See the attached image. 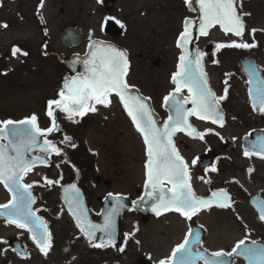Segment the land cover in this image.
Segmentation results:
<instances>
[{"label":"flooded vegetation","instance_id":"af4514ba","mask_svg":"<svg viewBox=\"0 0 264 264\" xmlns=\"http://www.w3.org/2000/svg\"><path fill=\"white\" fill-rule=\"evenodd\" d=\"M11 2L16 3L12 14L18 20L21 19L22 29L14 40L0 45V84H4L0 92V120H21L36 114L40 127L48 128L50 120L46 115L47 101L57 98L64 77L76 74L72 71L73 61L85 58L91 40H100L127 52L131 65L128 82L139 90V94L150 97V105L162 124L168 116L163 106V97L174 87L170 77L176 70L180 53L176 40L183 31L184 21L191 20L193 27L189 52L194 54L199 50L204 53L205 71L217 96L223 95L224 81H228V97L221 102V108L226 115V123L232 119L231 122L243 130L238 137L225 139L216 134V129L221 127L192 117L191 122L198 131H212L203 141L192 139L183 133H178L175 137L179 152L190 166L192 159L199 158L197 164L191 166V183L196 194L207 198L211 196L212 191L226 189L234 201L232 208L220 209L213 206L201 211L192 221H187L177 213H165L158 218L151 211L150 203L133 204V201H139L145 194L146 156L142 138L117 98L113 97L111 108L106 109L98 105V112L88 113L83 118L77 117L80 122L76 124L65 119L64 114L57 113L61 131L50 134L47 139L61 147L64 156H51V166H37L25 179L27 183L38 182L33 188V195L36 197L33 208L40 209L37 214L48 222L49 230L53 234L52 248L48 255L44 256L33 244L29 233L17 229L14 225H8L1 218L0 229L5 232L1 234L0 241H7L0 243L1 260H6V264H14V260L18 264H158L160 259L170 255L176 244L182 242L189 228L193 233H200L201 251L204 248L209 252L230 251L246 233H250V240H256L264 246V222L258 219L254 207L256 201L264 200V159L256 155L247 158L243 154L245 149L250 150L251 145L259 138H264V115L253 111L248 95L250 68H255L264 78V31L255 33L256 48H226L217 51V43L238 41L239 38L225 36L218 26L212 29L207 37L200 36L199 5L196 0H191L190 4H186L185 0H44L42 9H39L41 0ZM49 5L51 6L48 12ZM38 10L43 16V23L38 16ZM240 11L250 13L244 17L246 31L243 39L251 43V30H264V0H242ZM27 14H30L34 26L35 43L22 37ZM106 17H114L125 27L121 28L114 20L104 23ZM7 25L9 29L10 23ZM213 32L218 35L213 36ZM168 33L173 35L171 42L164 41ZM220 35L224 37L223 41L219 39ZM14 46L28 55L22 56L18 53L13 57L11 52ZM138 59L143 63L140 69ZM243 61L245 63L241 67ZM43 62H50L52 67L60 69L59 74L55 76L52 90L45 92L40 98H34L32 108L29 106L27 109H21L20 103L19 109L23 111L20 112L16 108L17 100L3 92L5 84L9 83L12 76L27 79L28 76L36 74L35 80H40L39 73ZM76 68L77 71H83L80 64H77ZM146 68L151 72L147 70L142 77L141 73ZM152 71H155V74ZM121 117L138 138L141 146L140 173L131 168L135 158L138 163V158L133 157L132 152L122 150ZM113 125L118 129L119 137L109 144L103 141L100 151L93 146L88 134L91 130L100 131ZM65 135L71 136L75 148L61 142ZM135 145L133 141V146ZM106 149L112 152L107 155ZM233 153L241 159V164L236 167L230 156ZM56 164L60 167L57 168ZM212 167L218 171L212 172ZM249 168L253 169L251 173L248 172ZM235 169L240 170V178L234 174ZM61 174L62 185L77 184L85 207L89 210V218L94 223H103V214L112 206L111 198L105 199L109 193L126 197V207L116 217L115 247H91L81 236L75 221L68 213L62 189L59 186H41L43 176L59 179ZM0 191L3 198L0 204L7 203L10 199L9 193L3 185H0ZM219 215L224 217L221 220L224 223L215 226L213 230V220ZM133 232L135 235L125 243L124 234ZM96 235V242H101L102 234ZM217 238H222V244L215 246L213 242L217 241ZM120 247H124V252L118 250ZM4 249L6 251H2ZM18 251L26 252L27 258L17 255ZM234 264L248 262L243 257H237Z\"/></svg>","mask_w":264,"mask_h":264},{"label":"snow or ice","instance_id":"6c2138e0","mask_svg":"<svg viewBox=\"0 0 264 264\" xmlns=\"http://www.w3.org/2000/svg\"><path fill=\"white\" fill-rule=\"evenodd\" d=\"M185 3L190 4L191 0H185ZM196 3L199 5L200 36L207 37L210 31L218 26L225 36L239 38L238 41L217 43L215 45L217 51L226 48L248 50L257 47L255 33L264 30L253 28L250 33L253 37L252 42L244 41L246 31L244 17L250 13L240 11L242 0H196ZM43 6L44 0H41L39 9ZM38 16L43 23V16L39 10ZM113 20L121 28L125 27L114 17H106L104 23ZM0 27L7 28L8 25L0 24ZM192 27L193 22L185 20L183 31L176 40V47L180 53L177 57L176 70L170 77L174 87L163 97V106L168 116L162 124L150 105V97L139 94V90L128 82L131 65L127 52L100 40H91L85 58L73 61L72 71L76 74L64 77L57 98L47 101L46 115L50 120L48 128L40 127L36 114L21 120H0V185H3L10 196L7 203L0 204V218H3L8 225H14L17 229L29 233L33 244L44 256H47L52 248L53 234L49 230L48 222L37 214L40 209L33 208L36 203L33 188L38 182L27 183L25 179L37 166H51L53 164L51 156H64L62 148L47 139L50 134L61 131L57 113L64 114L65 119L76 124L80 122L77 117L83 118L88 113L98 112V105L106 109L111 108L113 97L118 99L144 145L145 194L139 201H133L134 205L150 203L151 211L158 218L165 213H177L187 221H192L194 216L213 206L220 209L232 208L234 201L226 189L212 191L211 196L207 198L196 194L191 183V166H195L199 158L192 159L190 166L176 146L175 137L178 133L203 141L212 131L211 129L198 131L191 122L192 117L221 128L225 125L221 102L228 97V81H224L223 95L217 96L209 84L208 73L205 71L204 53L199 50L194 54L189 52ZM18 53L22 56L28 55L27 52L14 46L11 55L16 57ZM77 64L82 65L83 71H77ZM249 76L248 95L251 106L253 111L264 115V78L255 68H250ZM61 142L72 148L76 147L71 136H63ZM243 154L247 158L256 155L264 159V138H259L251 145V149H245ZM55 166L60 167L59 164ZM210 170L218 171L215 167ZM252 171L253 169H248L249 173ZM42 179L41 186L47 188L59 186L62 189L68 213L75 221L81 236L91 247L99 249L116 246V217L126 207L124 203L126 197L109 193L105 199L111 198L112 206L103 214V223L98 224L89 218V210L85 207L77 184L62 185L60 183L63 179L62 174L59 179H49L47 176H43ZM205 182L211 183V181ZM254 207L258 219L264 222V200L256 201ZM131 210L133 209H129ZM97 233L102 234L99 243L96 242ZM134 235L135 232L125 233V243ZM249 236L250 233H246L230 251L209 252L206 248L201 251L200 233H193L189 228L182 242L176 244L170 255L160 259L158 264H201V262L202 264H234L237 257H243L248 264H264V246L256 240H250ZM118 250L124 252L125 249L120 247ZM17 255L27 258V253L24 251H18Z\"/></svg>","mask_w":264,"mask_h":264},{"label":"rangeland","instance_id":"374dc122","mask_svg":"<svg viewBox=\"0 0 264 264\" xmlns=\"http://www.w3.org/2000/svg\"><path fill=\"white\" fill-rule=\"evenodd\" d=\"M28 6V4H26ZM50 6L48 8V12L50 10ZM16 7V3L11 2V0H0V24H8L10 23V28H3L0 27V45L4 44L7 41H12L14 38H16V35H20L21 33V19L18 20V18L12 14L14 11L13 8ZM53 10V8L51 9ZM24 27V33L22 34L23 38H28L32 43H35L36 41V36L34 35V26L32 25V19L30 14H27L26 16V24L23 26ZM218 35L217 33L213 32V36ZM173 38V35L168 33L165 38V40H169L171 42V39ZM224 37L220 35L219 39L223 41ZM52 63L50 62H43L41 71H40V80L37 79L34 76L36 74H33V76H28L27 79H20L18 76H12L10 77L9 83L5 84V89L3 92L5 95H9L12 99H16L15 104L17 105V110L19 109V104L21 109H27V107L30 106L32 108L33 106V101L34 98H40L44 96L45 92L52 90V86L54 85L53 82L55 81V76L59 74L60 69H58L56 66L52 67ZM143 66V63L140 59H138V69H140ZM150 69L146 68L143 70L141 73L142 77L145 76L146 71ZM151 72V71H150ZM153 74H155V71H152ZM17 75V74H16ZM21 83V84H20ZM144 84V82H141ZM3 85L0 84V92L3 89ZM20 112H23L20 110ZM121 126H120V131L122 132L123 136L120 137L122 143H123V152H129L133 155V157L138 158V163L136 161V158L133 164L131 165L132 170H138V173H140V164L139 161L141 160V146L139 144L138 138L132 133L130 130V127L128 124H126L125 120L123 117H121ZM232 119H229L226 123V125L223 128H217L216 131L218 132L219 135H222L223 138L231 139L238 137L242 133V128L236 127L234 123L231 122ZM118 129L114 128V125L110 127L105 128L104 130L100 131H93L91 130L89 132V139H91L93 142V146H95L97 149L102 151L101 143L104 141L106 144H109L110 141H113L114 138L116 139L118 136ZM127 134V135H126ZM133 141L136 143L135 146H133ZM129 146H131L129 148ZM137 146V147H136ZM131 149V150H129ZM111 150L106 149L107 155H109V152ZM112 152V151H111ZM231 158H233V164L235 165H240L241 164V159L238 158L236 153H233V155H230ZM126 159H123L125 161ZM138 168V169H137ZM233 170V169H232ZM235 173L238 178L241 177V172L240 170L238 171L235 169ZM3 200L1 191H0V202ZM214 216V215H213ZM224 217L223 216H218L213 220V230H215V226H218L219 224L223 225V221H221ZM217 220V221H216ZM226 224V223H225ZM5 232L4 230L0 229V236ZM5 236V235H4ZM217 241H214L213 244L215 246H218L222 244V238H217ZM6 260H1L0 259V264H6ZM14 264H18L17 261H13Z\"/></svg>","mask_w":264,"mask_h":264},{"label":"water","instance_id":"95a60500","mask_svg":"<svg viewBox=\"0 0 264 264\" xmlns=\"http://www.w3.org/2000/svg\"><path fill=\"white\" fill-rule=\"evenodd\" d=\"M224 117H225V115H224Z\"/></svg>","mask_w":264,"mask_h":264}]
</instances>
